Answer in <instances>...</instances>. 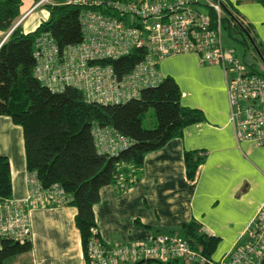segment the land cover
<instances>
[{
	"label": "crops",
	"instance_id": "1",
	"mask_svg": "<svg viewBox=\"0 0 264 264\" xmlns=\"http://www.w3.org/2000/svg\"><path fill=\"white\" fill-rule=\"evenodd\" d=\"M31 1L22 0L20 16ZM224 1L264 45V3ZM39 22L34 18L22 29L32 31ZM4 37L0 30V42ZM157 68L162 77L169 75L178 84L180 103L200 109L205 119L185 126L180 136L148 152L138 179L128 188H100V198L93 205L98 239L107 246L144 243L154 234H169L196 219L202 232L218 238L210 258L211 264H217L247 241L246 233L264 202V145L236 141L219 65L201 64L193 54H176L160 60ZM187 150L204 153L192 180L185 174ZM0 155L9 161L12 197L24 199L28 172L23 131L6 115H0ZM76 212V207L65 204L32 206L31 249L6 259L5 264H88L74 223ZM251 264H264V251Z\"/></svg>",
	"mask_w": 264,
	"mask_h": 264
},
{
	"label": "trees",
	"instance_id": "2",
	"mask_svg": "<svg viewBox=\"0 0 264 264\" xmlns=\"http://www.w3.org/2000/svg\"><path fill=\"white\" fill-rule=\"evenodd\" d=\"M64 1L53 0L43 5L48 16L34 30L24 32L19 23L1 42L0 115L9 116L13 123L22 127L28 174H34L45 188L54 184L62 188L64 204L76 207L74 223L89 264L87 245L92 237L90 229L96 227L93 205L100 198V188L105 185H114L118 190L128 188L138 179L148 152L180 136L185 126L201 122L205 116L200 109L180 103L178 84L169 75L162 77L155 86L143 88L137 98L115 104L87 102L81 91L74 87L55 92L43 86L33 76V50L38 35L48 32L61 49L77 44L82 39L79 14L84 9H100L65 4ZM260 1L264 3V0ZM219 2L221 28L228 29L230 35L253 50L257 63L246 66L251 72L264 76V45L257 40L252 27L231 11L228 3ZM21 5L22 0H0V30L4 36L20 17ZM201 5L206 6L204 12L215 23L214 9L206 3ZM143 54L142 49L135 48L128 55L109 62L120 75L131 70ZM258 63L261 68L257 67ZM149 108L153 109L155 125L145 128L142 119ZM95 125L111 127L128 139V145L115 154L99 152L92 135ZM183 158L186 177L192 180L204 160V153L187 150ZM0 196H12L10 166L5 155H0ZM169 234L180 235L192 249L211 262L218 238L202 232L198 220L183 223ZM30 249L28 238L23 241L3 239L0 264ZM176 261L181 260L167 264ZM208 261L204 264H209Z\"/></svg>",
	"mask_w": 264,
	"mask_h": 264
},
{
	"label": "built area",
	"instance_id": "3",
	"mask_svg": "<svg viewBox=\"0 0 264 264\" xmlns=\"http://www.w3.org/2000/svg\"><path fill=\"white\" fill-rule=\"evenodd\" d=\"M52 1L35 0L15 24ZM63 3L100 9H84L79 14L82 39L77 44L61 49L48 32L38 35L33 50V76L43 86L55 92L74 87L87 102L122 103L137 98L143 88L162 80L157 68L160 60L176 54H193L201 64L219 65L224 73L229 121L236 141L264 145V76L251 72L233 50L223 45L219 0H65ZM204 3L214 9L215 23L207 12L197 9L196 5ZM135 48L144 51L143 58L119 75L109 60L128 55ZM92 135L99 152L115 154L129 143L126 137L107 126H93ZM27 181L28 193L24 199L0 196V245L3 239L28 238L32 206L65 202V192L56 184L45 188L34 174H28ZM90 232L89 264L208 261L177 234H156L144 243L107 246L99 241L95 226ZM247 233V241L217 264H251L264 251V202Z\"/></svg>",
	"mask_w": 264,
	"mask_h": 264
},
{
	"label": "rangeland",
	"instance_id": "4",
	"mask_svg": "<svg viewBox=\"0 0 264 264\" xmlns=\"http://www.w3.org/2000/svg\"><path fill=\"white\" fill-rule=\"evenodd\" d=\"M32 3L33 1H31L30 4ZM196 6H197V9L200 11H204L206 9L205 5L203 6L196 5ZM25 10L26 9H24V11ZM46 17H47L46 8L44 6H40L36 8L35 10H33V12L27 17V19L24 20L22 27L25 28L27 26L28 21L34 18H39L41 21L45 19ZM221 38H222L223 45L235 52L241 64L247 65V64L257 63L255 58L253 57L254 56L253 50L251 49L249 50L245 45H243L241 42L236 40L234 35H230V33L228 32V29L224 27H222L221 29ZM257 67L261 68V65L258 63ZM142 120H143V126L145 128H152L155 125V117H154L152 108H149L148 110H146Z\"/></svg>",
	"mask_w": 264,
	"mask_h": 264
},
{
	"label": "water",
	"instance_id": "5",
	"mask_svg": "<svg viewBox=\"0 0 264 264\" xmlns=\"http://www.w3.org/2000/svg\"><path fill=\"white\" fill-rule=\"evenodd\" d=\"M15 26H16V24H15ZM250 39V38H249ZM251 41V40H250ZM254 49L257 51V48L254 46ZM258 53V52H257Z\"/></svg>",
	"mask_w": 264,
	"mask_h": 264
}]
</instances>
